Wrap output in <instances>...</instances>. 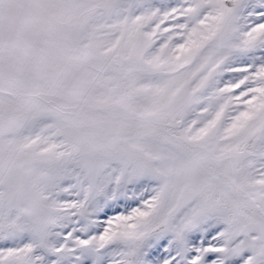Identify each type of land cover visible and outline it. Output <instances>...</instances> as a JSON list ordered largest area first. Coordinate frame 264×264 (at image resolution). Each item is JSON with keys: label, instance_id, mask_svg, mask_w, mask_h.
Masks as SVG:
<instances>
[{"label": "snow or ice", "instance_id": "1", "mask_svg": "<svg viewBox=\"0 0 264 264\" xmlns=\"http://www.w3.org/2000/svg\"><path fill=\"white\" fill-rule=\"evenodd\" d=\"M0 264H264V0H0Z\"/></svg>", "mask_w": 264, "mask_h": 264}]
</instances>
